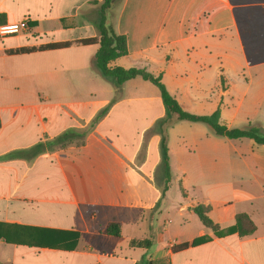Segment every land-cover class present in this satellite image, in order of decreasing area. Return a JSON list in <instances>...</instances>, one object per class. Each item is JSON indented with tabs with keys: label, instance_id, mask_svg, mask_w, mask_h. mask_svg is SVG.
Segmentation results:
<instances>
[{
	"label": "crops",
	"instance_id": "0c3cea01",
	"mask_svg": "<svg viewBox=\"0 0 264 264\" xmlns=\"http://www.w3.org/2000/svg\"><path fill=\"white\" fill-rule=\"evenodd\" d=\"M103 1L0 0L6 22L31 21L0 39V264H264L263 144L177 121L164 192L154 126L166 109L154 84L130 79L110 104L115 88L94 66L99 44L9 53L99 37ZM113 10L128 52L111 66L162 74L190 113L219 109L229 128L264 130V0H119ZM68 129L86 134L34 157L9 156ZM198 205L222 229L246 213L256 230L215 237ZM110 222L120 236L104 234ZM207 235L208 243L171 249ZM144 239L153 245H130Z\"/></svg>",
	"mask_w": 264,
	"mask_h": 264
},
{
	"label": "trees",
	"instance_id": "16d2710c",
	"mask_svg": "<svg viewBox=\"0 0 264 264\" xmlns=\"http://www.w3.org/2000/svg\"><path fill=\"white\" fill-rule=\"evenodd\" d=\"M119 0H104L98 9V16L95 25L99 31V37L85 38L76 41L53 42L40 46L21 47L9 51L10 54H22L35 51H45L68 48L73 44L92 45L99 44V48L95 53L94 66L99 73L108 81H110L116 91V96L111 100L110 104L117 101L119 98L123 85L126 81L141 77L146 81L154 84L160 91L166 114L160 118L155 126L154 131L161 136L160 140V154L161 163L160 169L163 173L164 192L167 191L172 182V172L170 166L169 148H168V130L177 121L188 120L191 122H203L213 131L217 136L227 137L229 139L250 138L258 144L264 145V130L259 125H248L245 127L229 128L220 122V110H216L210 115H197L190 113L182 108L177 99L168 91L163 83L162 74L155 76L146 68H124L120 66H111V63L116 59L124 56L128 52L127 37L116 33L113 24L110 22V15L113 8L117 5ZM5 16L0 15V24L5 23ZM105 108L98 116L91 126L99 120L106 112ZM1 125V121H0ZM86 132H79L75 129H68L52 140L46 142H38L30 149L18 150L9 154L10 157H34L47 150L67 145L76 140H81ZM194 212L202 222V224L213 231L215 237H225L233 234L246 236L253 234L256 226L251 218L246 213H239L236 215L235 224L230 227L222 229L219 224L215 223L209 216L210 208L204 205H198L193 208ZM104 234L112 236L121 235V224L119 222H110L103 230ZM213 240L212 236H201L193 239L190 242L182 244H174L171 249L173 252L185 250L189 247L199 246ZM154 243L153 239L132 240L130 245L132 247L150 248ZM139 264H151L150 262H141Z\"/></svg>",
	"mask_w": 264,
	"mask_h": 264
},
{
	"label": "built area",
	"instance_id": "2783aa9c",
	"mask_svg": "<svg viewBox=\"0 0 264 264\" xmlns=\"http://www.w3.org/2000/svg\"><path fill=\"white\" fill-rule=\"evenodd\" d=\"M30 28L31 21L29 17H25L19 22L2 23L0 24V39L18 35L24 31L30 30Z\"/></svg>",
	"mask_w": 264,
	"mask_h": 264
},
{
	"label": "rangeland",
	"instance_id": "374dc122",
	"mask_svg": "<svg viewBox=\"0 0 264 264\" xmlns=\"http://www.w3.org/2000/svg\"><path fill=\"white\" fill-rule=\"evenodd\" d=\"M114 14V10H112V15ZM150 84L149 85H152L151 82H149ZM41 100L43 99L42 97L40 98ZM162 180H163V173H162V170L159 169V172H158V181L160 183H162Z\"/></svg>",
	"mask_w": 264,
	"mask_h": 264
}]
</instances>
